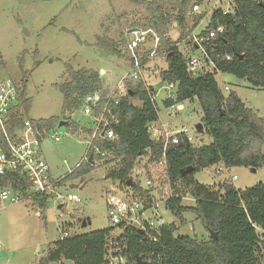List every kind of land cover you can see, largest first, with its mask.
Segmentation results:
<instances>
[{
  "label": "trees",
  "instance_id": "1",
  "mask_svg": "<svg viewBox=\"0 0 264 264\" xmlns=\"http://www.w3.org/2000/svg\"><path fill=\"white\" fill-rule=\"evenodd\" d=\"M130 1L145 7L147 13L144 24L133 22L130 28L153 29L159 38L158 49L166 53L168 65L161 70L159 79L163 84L173 83L175 95L174 99L165 98L164 105L197 100L204 131L212 139L210 143L195 146L181 135V142L167 145L166 176L175 195L167 199L166 210L176 215L180 222L184 221V213H194L206 231L209 229L216 233V238L211 237L209 231L205 238L176 234L174 222H168L155 232L156 241L146 238L139 229L111 225L91 232H74L63 239L57 238L34 264L63 260L71 261L72 264H104L108 239L114 230L121 228L120 241L124 240L127 264H135L137 256L149 264H264V181L241 189L235 187L231 179H225L217 185H204L194 175L211 165L224 168L246 166L251 169L264 165V117L247 107L234 91L224 95L215 80L217 72H225L238 79H247L257 89L264 88V0H232V12L223 13L221 9L212 12L207 27L213 29L224 26V31L214 39L215 50L207 46L215 61V70L195 77L188 74L186 63L168 32L175 23L184 33L188 27L189 9L202 0ZM201 15L194 19L195 23ZM125 35L121 33L116 41L109 36H98L97 45L122 56L121 47L126 46L128 41ZM216 53L229 54L230 59H216ZM103 84L99 70L67 66L66 78L60 83L59 90L63 98V118L68 122L66 128L70 133L82 131L90 135L92 127L82 126L70 119V114L81 109L84 98L89 94L98 93L97 102L103 104ZM152 88V84L141 79L127 81V94L120 97L118 103L109 100L110 109L118 120L111 125L117 138L105 140L95 137L85 154L91 152L94 144L108 151L109 154L102 156L103 165H115L104 177L119 181L121 187L135 192L139 191L140 183L132 176V170L138 157L148 155L150 160L158 158L163 145L161 141L154 142L147 129L149 123L158 118V108L151 100ZM25 90L23 82L20 102L27 111L30 98ZM132 99L141 104H135ZM57 119L52 117L41 121L51 129ZM190 165L192 170L181 175V170ZM95 167L82 159L67 175L58 177L57 183L63 185ZM129 179H132V183L128 187ZM5 187L25 195L29 184L17 172H9L0 175V188ZM187 195L194 199L193 205L182 204ZM49 197L51 195L32 196V204L43 208Z\"/></svg>",
  "mask_w": 264,
  "mask_h": 264
},
{
  "label": "rangeland",
  "instance_id": "2",
  "mask_svg": "<svg viewBox=\"0 0 264 264\" xmlns=\"http://www.w3.org/2000/svg\"><path fill=\"white\" fill-rule=\"evenodd\" d=\"M213 1L202 0L199 5L202 10L208 11ZM146 15L145 7H139L130 0H0V74L9 76L17 85L22 86L24 82L26 95L30 98L27 110L29 119L41 121L58 118L49 133L56 132L60 140L51 141L47 134L41 144L42 157L53 178L67 175L88 151L86 135L82 131L70 133L66 126H58V121L64 117L59 85L66 78L67 66L74 69L90 68L99 72L104 69L105 72L101 74L103 89H112L131 70V53L126 45L121 47L122 56H117L97 45V37L109 36L116 41L123 33L127 34V41L131 37V34L126 33L127 29L133 22L144 24ZM197 16H188L189 29L198 26V22H194ZM205 25L201 23L198 30ZM181 31L171 26L168 32L170 40H177ZM151 37L153 36L149 37L145 51L140 50L138 53L142 56L145 70L142 73L143 80L152 84L157 91L155 101L159 118L168 122L173 129L185 126L187 132L194 137L195 146L210 143L212 139L204 129L202 133L195 130V125L202 123L197 100H184L182 108L175 115L166 114L167 106L163 99L167 83L160 82L159 76L168 63L166 53L155 47ZM154 48L155 55L148 57V53ZM215 80L224 95L234 91L247 107L264 117V88L257 89L247 79H238L225 72H217ZM225 84L229 86L228 90L224 89ZM132 101L141 104L136 99ZM70 119L85 127H93L95 124L81 109L72 112ZM262 149L264 152V145ZM145 161L144 156H139L132 172V176L136 181L139 180L142 187L146 184L145 177L141 174L135 177L134 174ZM114 165L115 163L97 166L90 172L59 185L57 192L61 197H49L43 208L34 206L32 200L28 199L1 203L0 264H34L47 246L60 237L62 229L74 234L110 227L106 195L111 191H129L128 188L121 187L119 181L104 177ZM219 167L221 166L204 167L194 174L195 178L204 185H217L225 179L232 180V176L236 175L232 183L241 189L264 181V165L254 171L246 166L230 169L221 167L220 174H216L215 170ZM72 183L76 185L73 188L70 187ZM67 193H74L82 200L70 201L66 197ZM189 197L187 195L186 200H182L184 206L194 204V200L188 199ZM163 214L167 222L175 223L176 234H189L199 238L208 236V231L194 213H184L182 222L169 211ZM79 218H89L90 223L82 227ZM117 232L118 230H114L112 233Z\"/></svg>",
  "mask_w": 264,
  "mask_h": 264
},
{
  "label": "built area",
  "instance_id": "3",
  "mask_svg": "<svg viewBox=\"0 0 264 264\" xmlns=\"http://www.w3.org/2000/svg\"><path fill=\"white\" fill-rule=\"evenodd\" d=\"M223 2L224 4H222ZM217 9H221L223 13L232 12V0H214L208 11L202 10L199 4H193L188 16L202 14L198 20V26L196 25L191 29L187 27L186 31L184 33L181 31L180 36L175 40L174 44L186 63L188 74L192 77L202 75V73H211L215 70V61L208 52L207 46L209 45L215 50L214 39L224 31V26L219 25L216 28L209 29L207 23L212 12ZM206 19L207 21L204 22ZM201 23L206 25L198 30ZM134 28L136 29L128 33L131 34V37L127 41V47L131 53V70H128L112 89L108 91L104 89L105 101L103 104L97 102L99 99L98 93L89 94L83 100L81 107L83 114L91 117L95 122L92 132L90 135H86L85 138L88 147L93 144V138L95 137L105 140L117 138L111 125L118 120L110 109L109 100L113 99V102L118 103V99L127 94V81L143 80L142 73L145 70H143L142 56L138 52L140 50L145 51V48H147L145 46H147L151 35L153 36L151 39L156 44L155 47L159 45V38L153 29ZM155 53V48L151 49L148 57L154 56ZM221 57L230 59L229 54H215L216 59ZM165 83H167L165 98L174 99L173 83ZM224 89L228 90L229 86L225 84ZM21 90L22 86L17 85L9 76L0 74V175L17 172L29 184L25 195L18 191L15 192L11 187L0 188V204L22 199L31 200V197L37 194L61 197L57 192L58 179L51 176L48 164L43 159L41 152V144L47 134L51 141H59L60 136L56 132L49 133L50 129L42 121L27 117V111L20 102ZM151 90L153 92L151 100L156 104L157 91L154 87ZM182 106V103L170 104L166 107V114L168 116L175 115ZM99 107L101 109L98 112ZM147 129L149 137L154 142H162L160 155L153 160H150L148 155H144L146 161L141 169L139 168L140 170L134 174L135 177L140 174L145 177V187L139 184L140 189L137 192L129 189V191H111L106 195L107 215L111 225L139 229L145 234L146 238L156 241L155 232L168 223L163 214L164 211H167L165 203L168 198L175 195L168 176H166L167 145L181 142V135L191 143H194L195 140L187 132L185 126L173 129L168 122H164L159 116L156 121L149 123ZM91 154V159H93L91 163L100 166L104 164L102 156L109 154V152L101 150L97 144H94L91 152L84 155L82 159L88 162L87 157ZM135 168L136 166L133 170ZM220 171L221 167L217 168L215 173L220 174ZM236 177V175L232 176L233 179H236ZM66 197L70 201L80 202L82 200L74 193H67ZM121 229L117 233H112V236L108 239L104 252V264H127L124 240L120 241ZM256 229L260 230L259 228ZM59 235V238L63 239L70 236V233L62 229Z\"/></svg>",
  "mask_w": 264,
  "mask_h": 264
},
{
  "label": "water",
  "instance_id": "4",
  "mask_svg": "<svg viewBox=\"0 0 264 264\" xmlns=\"http://www.w3.org/2000/svg\"><path fill=\"white\" fill-rule=\"evenodd\" d=\"M134 29H136V28H130V29H128V30H127V33H130V32H131L132 30H134ZM104 72H105V70H104V69H101V71H100L99 73H100V75H101V74H103ZM58 122H59V123H58V126H66L67 123H68V122H67L66 120H64V119H61V120H59ZM203 129H204V127H203V124H202V123H197V124L195 125V130H196L197 133H202ZM91 158H92V154L89 155V156L87 157L88 162H90V163L93 161V159H91ZM192 168H193V167H192L191 165L185 167V169L181 170V175H185L187 172L191 171ZM252 170L254 171L255 169H252ZM131 183H132V179H129V180L127 181V186L129 187V186L131 185ZM73 186H76V185H74V183L70 185L71 188H73ZM78 220L80 221V224H81L82 227H84L85 225H87V224L90 223L89 218H86V219H81V218H79ZM208 231H209V234L211 235V237L216 238V233H215L214 231H211V230H209V229H208ZM135 264H148V261L142 259L140 256H137V257H136Z\"/></svg>",
  "mask_w": 264,
  "mask_h": 264
},
{
  "label": "crops",
  "instance_id": "5",
  "mask_svg": "<svg viewBox=\"0 0 264 264\" xmlns=\"http://www.w3.org/2000/svg\"><path fill=\"white\" fill-rule=\"evenodd\" d=\"M173 25L176 27V25H175V23H173ZM222 167V166H221ZM231 168V167H230ZM230 168H226V169H230ZM221 170H222V168H221ZM221 172V171H220ZM197 180V179H196ZM233 180V179H232ZM198 181V180H197ZM220 182V181H219ZM73 184V183H72ZM215 184V183H214ZM236 187V186H235ZM188 199H192V200H194L192 197H189ZM183 200H186L185 198L183 199ZM165 212V211H164ZM168 212V211H167ZM40 258V257H39ZM38 258V259H39ZM51 263H54V262H51ZM50 263V264H51ZM60 263H63V264H72V262L71 261H68V260H63V261H56V264H60Z\"/></svg>",
  "mask_w": 264,
  "mask_h": 264
}]
</instances>
